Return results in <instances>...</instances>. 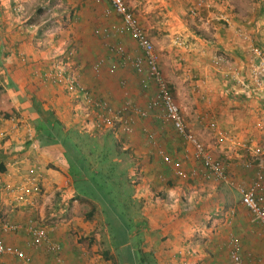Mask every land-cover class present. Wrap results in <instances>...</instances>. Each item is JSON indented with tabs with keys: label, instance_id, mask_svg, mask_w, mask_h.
Segmentation results:
<instances>
[{
	"label": "crops",
	"instance_id": "1",
	"mask_svg": "<svg viewBox=\"0 0 264 264\" xmlns=\"http://www.w3.org/2000/svg\"><path fill=\"white\" fill-rule=\"evenodd\" d=\"M50 1L45 3L48 5ZM218 1L215 9L207 13L206 24L200 23L203 31H207L203 33L206 37L198 33L181 36L180 32L184 31L179 19L182 8L177 0H139L136 4L141 8L136 9L140 15L136 18L153 45L162 75L173 85L187 131L202 144L206 156L222 160L224 171L222 181L204 178L200 159L193 157L192 148L169 123L154 118L152 112L144 120L130 113L134 117L135 131L145 129L143 139H152V146H162L156 150L166 152L167 149L172 160L178 161L179 170L187 174L179 177L173 171V180H167L162 164L156 159L148 164L150 157H145L142 149L134 145L137 134L127 135L132 152L141 154L145 161L135 176L138 182L131 187L132 199H143L138 223H134L132 230L137 239L135 246L141 252L138 264H187L189 261L234 264L230 258L233 240L240 245L239 264H264V230L256 219L250 220L235 188L248 184L255 169L256 159L245 147L259 146L264 152V96H249L237 87L239 78L245 76L248 68V48L253 45L264 48V0ZM35 2L37 0H0V112L7 111L3 110L6 105L12 107L11 116L0 117V133L18 120L28 123L33 133L32 141H27L21 131L0 137V226L8 222L22 227L17 233L6 235L5 243L23 251L27 264H56L44 247L31 246L27 229L33 225L53 229L51 238L61 245L60 257L64 264H102L100 257L85 255L80 259L72 253L79 247L66 246L67 236L59 219L65 213V204L75 201H69L73 196L72 182L63 154L64 146H70L71 150L75 147L65 134H61L60 139L47 134L56 125L64 133L75 123H81L82 128L92 132L108 126V117L88 105L83 100L84 94L93 102L104 100L115 108L123 99L143 107L153 90L152 87L141 90L137 84L141 77L129 66H118L112 72L107 69V64L118 58L111 55L109 46L121 45L130 55L139 53L136 43L128 36L108 38L103 52L97 42L90 43V48L78 38L72 44L75 49H71L63 33L57 41L51 37L40 42L36 26L31 24V8ZM105 4L103 7L100 0H93L87 9L95 11L99 17L102 7L103 14L110 10V0ZM216 12H222L227 23L219 22ZM61 18L67 20L65 15ZM56 23L60 21L52 20V30ZM208 37L211 43L206 41ZM178 38L185 41V46L174 45ZM217 51L230 60V63L224 60L221 69L212 65L211 56ZM97 54L107 59L98 75L92 71ZM55 63L64 68L67 80L71 76L77 79V88H72L68 82L59 85L43 77ZM69 63L74 64L71 70L66 66ZM122 79L127 87H119ZM135 80L138 82L134 83ZM118 87L130 89L127 98L120 100ZM81 110L87 113L84 111L82 115ZM106 117L108 121L100 124ZM41 121L45 122L46 130ZM41 134H45L52 145L41 146L36 141ZM179 139L184 143L182 147L168 149ZM244 161H250L251 166L244 167ZM193 170L197 172L194 176ZM152 174H156L157 179L153 180ZM32 175L40 176L39 195L32 197L28 206L16 204L6 189ZM153 192L156 195L160 192V198L152 200ZM46 210L51 211L48 216L51 224L36 226L46 221ZM17 263L22 264L13 257L0 259V264Z\"/></svg>",
	"mask_w": 264,
	"mask_h": 264
},
{
	"label": "rangeland",
	"instance_id": "2",
	"mask_svg": "<svg viewBox=\"0 0 264 264\" xmlns=\"http://www.w3.org/2000/svg\"><path fill=\"white\" fill-rule=\"evenodd\" d=\"M46 1L47 0H37L31 8L33 10L31 24L36 26V33L38 37L40 36L38 38L40 42H43V39L46 41L51 37L52 40L57 41V37H60V33H63V37L64 39L67 38L68 45L71 49H75V46L72 44L76 41V38H78V40L83 39L90 48V43L97 42L99 49L103 52L106 50L108 42L99 36V32L103 29H111L113 31L114 28H120L121 18L119 16L114 13H102V8L106 5L105 2L108 0H100L103 7L100 10L99 17H96L95 11L87 9V6L90 5L93 0H52L48 5L45 3ZM138 1L124 0L133 14L140 18L138 11H136V9H141L136 7ZM177 1L181 3L182 8L180 9L181 13H179V19L184 27V31L180 32L181 36L185 33H198L200 36L206 37L203 33L207 31H203L200 24H206L204 21L205 14L202 20L192 18L189 15L188 1ZM213 2L215 5L219 3L218 0H213ZM167 3L169 2L167 1ZM42 5H44L45 8ZM80 5L82 6L80 7ZM38 8L41 9V11L35 14ZM63 15H65L66 21L65 19H63V21L61 20ZM51 19L55 22L56 20L60 21V23H56V27L58 26L57 29L55 26L54 30L51 29ZM110 23L113 24L109 25ZM114 33L113 36H126V34H121L118 30ZM208 39H210V37L205 40L211 43ZM215 53L223 57L218 51ZM94 58L100 57L97 54L94 55ZM54 61H56V59H54ZM105 61H107L106 58ZM225 61L230 63V60L227 58H225ZM66 66L71 70L74 64L69 63V65L66 64ZM133 82L137 83L138 81L135 80ZM167 82L176 101L177 97L172 88L173 85L171 82ZM119 89L120 100L124 98L123 92L126 90L127 94H130V89ZM135 92L134 94H137V91ZM176 103L181 111L179 103L177 101ZM81 111L82 115L85 112L87 113V110H84L85 112L83 110ZM152 114L154 118H156L157 111L153 110ZM149 115L151 114L149 113ZM135 118L140 120L137 117ZM99 128V130L92 132L91 130L82 128L81 123H75L65 133L61 131V134H65L68 141L75 147V150H71L70 146H64L63 157L68 166V174L72 182L73 195L80 199L73 203L67 202V204H65V209H63L65 213H62L59 219V221H62V225L65 229L64 236H67L66 246L79 247L72 251V253L74 252V255L80 259L88 255L90 257L95 256V258L100 257L99 261L102 264L106 262L111 264L115 261H117V264H138L141 252L138 251L139 247L135 246L137 239L136 236L133 235L132 230L135 224L138 223L143 199L133 197V200L131 187L138 182L135 176L145 161L142 160L141 154L132 152V145L129 144L131 139L129 140L127 136H124L125 134L122 133L121 126L119 127L118 122L109 121L108 126ZM58 134H60V132H58ZM60 138L61 136L55 137V139ZM38 139L39 140L36 141H38L41 146L46 143L52 145V142H47L45 134H41ZM60 142H62V140ZM135 142L136 144L134 145L140 148V150L142 149L145 157H150L149 159L147 158L146 161L148 164L155 159L160 162L155 152L156 148L162 146L156 145L154 146L155 148L151 147L154 145L152 139H143L142 134L136 136ZM183 145L184 143L179 139L178 142L172 143L168 149L170 148V150H172L174 147L180 148ZM167 152L169 153V151ZM220 162L222 163V160H220ZM161 164L165 172L164 177L167 178V180H173L171 178V176L174 177L172 168L167 164ZM152 178L153 180L157 179L156 174H152ZM131 179H133V181ZM161 182H164L162 178ZM151 197L152 200L154 197L160 198V192L158 195L153 192V196ZM56 203L57 201H54V205H56ZM91 208L94 210L89 217L88 213ZM50 212L51 211L46 210V221L43 220L42 222H38L39 224L36 226H40L41 224V226L50 225V217L48 218ZM249 217L251 220L252 217L250 214ZM17 261L20 262L19 260Z\"/></svg>",
	"mask_w": 264,
	"mask_h": 264
},
{
	"label": "built area",
	"instance_id": "3",
	"mask_svg": "<svg viewBox=\"0 0 264 264\" xmlns=\"http://www.w3.org/2000/svg\"><path fill=\"white\" fill-rule=\"evenodd\" d=\"M189 3V15L192 18L202 20L208 19L207 13H211L215 9L213 0H187ZM110 10L121 18L120 28H114L115 31H119L121 34H126L131 40H133L138 49L139 53L130 55L124 52L121 45L109 46L108 49L111 51V55L116 56V61H111L107 64L110 72L118 68L129 66V68L141 78L138 85L141 90L152 87L153 94L143 107L131 105L126 99L122 101L118 108L111 106L108 102L101 100L92 101V99L84 94V101L93 107H96L101 115L108 117V120H118L120 122L121 131L130 134L132 131L130 117L134 114L136 116L147 117L153 110L157 111L156 117L164 122L169 123L173 131L182 139L185 144H188L193 151V157L199 158L201 163L200 166L203 168L202 175L206 179L222 181L224 178L223 164L219 160H211L205 155L202 144L196 140V138L187 131L182 113L179 106L173 99L170 87L166 82L161 70L158 66L157 55L154 51L153 45L149 40L148 35L141 28L138 19L133 12L126 5L124 0H110ZM109 9L105 10V13H109ZM216 17L219 22L227 23V18L222 12H216ZM205 21V20H204ZM207 22V21H205ZM111 29H103L99 32V36L103 40H108L115 34ZM185 41L181 38L175 40V46H185ZM248 59L246 60L248 68L245 76L239 78L238 85L239 89L244 94L250 95H263L264 96V48L260 46H250L247 52ZM212 65L215 68H220L225 58L218 54L211 56ZM103 57L96 59L92 66V71L98 75L104 64ZM60 66V67H59ZM63 67V66H62ZM229 70L230 67H227ZM64 68H61V64H55L51 69L43 74L45 79L50 82L57 83L59 85L66 84L68 82L72 88H77L78 83L76 78L68 79L63 75ZM120 87H125L127 84L124 79L120 82ZM127 87V86H126ZM124 98H127V90L123 92ZM107 117L102 118L100 121L106 123ZM99 126V125H98ZM7 127V126H6ZM25 134L27 141H32L33 133L28 125L24 121H14V123L8 124L5 130H2L0 137L8 136L13 132H19ZM157 149V148H156ZM256 159L254 163V173L248 184L236 186L238 192L239 201L244 208L249 212L252 218L256 219L258 223L262 225L264 230V152L259 146L245 147ZM160 161L164 164L169 165L175 174L179 177H186L185 171L179 170L178 161L172 160L171 156L164 150H156ZM244 167L248 168L251 166L250 161H244ZM196 171L193 170L192 176L196 175ZM189 175V174H188ZM40 176L32 175L17 183L14 186L8 187L6 190L11 194L12 200L23 206H28L32 203V197L39 195L40 190ZM22 229L20 225L4 222L0 226V259L3 257H13L19 260L22 264H27L26 254L14 248L11 245L5 243V237L9 234H15ZM28 235L31 239V246L35 249L44 247L46 253L54 257L56 264H64L60 257L62 247L61 245L51 238L53 229L49 230L47 227H35L31 226L27 229ZM232 247L230 250V258L234 264L240 263L239 249L240 245L237 241L233 240ZM191 256V252H188ZM175 264V263H174ZM179 264H184L181 262ZM187 264H197L196 262L189 261Z\"/></svg>",
	"mask_w": 264,
	"mask_h": 264
},
{
	"label": "trees",
	"instance_id": "4",
	"mask_svg": "<svg viewBox=\"0 0 264 264\" xmlns=\"http://www.w3.org/2000/svg\"><path fill=\"white\" fill-rule=\"evenodd\" d=\"M41 11V9H37L36 11H35V14H37V13H39ZM12 107L11 106H7L6 105V108H4L3 110H7V111H1L0 112V117L1 118H6V117H9V116H11V113H12V109H11ZM137 117H139L140 119H146V118H148V116L147 117H143V116H137ZM130 123H131V127H132V131H131V133H133V135L136 133L137 135L138 134H143V132L145 131V129H144V131H143V129H141V131H140V129L138 128V131H134V127H133V125H132V121L134 120V117H130ZM109 121H112V122H118V124H119V127H120V122L118 121V120H109ZM41 124L44 126V128H45V130H46V124H45V122L44 121H41ZM40 125V124H39ZM58 132H60V134H58ZM48 133V132H47ZM123 134H125L124 136H127V135H130V134H126V133H124V132H122ZM48 135V137H49V135H50V137H51V135H53L54 137H58V136H61V129L59 128V126L58 125H56V127H54V128H52L51 127V130H49V134H47ZM62 135H64V134H62ZM124 138V137H123ZM72 145V147H74V145L73 144H71ZM151 147H154V146H151ZM167 152V151H166ZM167 154H168V152H167ZM159 160H160V158H159ZM161 162V161H160ZM161 163H163V162H161ZM77 200H80L78 197H75L74 195L69 199V201H77ZM63 202V201H62ZM60 206V205H59ZM93 208H91V210H90V212L88 213V216L90 217L91 216V214H92V212H93ZM111 264H117V263H115V262H113V263H111Z\"/></svg>",
	"mask_w": 264,
	"mask_h": 264
}]
</instances>
